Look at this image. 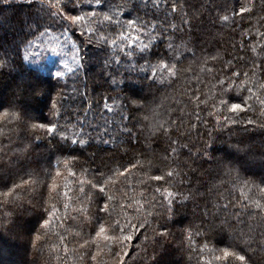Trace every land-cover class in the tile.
<instances>
[{
  "label": "trees",
  "instance_id": "16d2710c",
  "mask_svg": "<svg viewBox=\"0 0 264 264\" xmlns=\"http://www.w3.org/2000/svg\"><path fill=\"white\" fill-rule=\"evenodd\" d=\"M0 264H264V0H0Z\"/></svg>",
  "mask_w": 264,
  "mask_h": 264
},
{
  "label": "rangeland",
  "instance_id": "374dc122",
  "mask_svg": "<svg viewBox=\"0 0 264 264\" xmlns=\"http://www.w3.org/2000/svg\"><path fill=\"white\" fill-rule=\"evenodd\" d=\"M37 44H39V42L37 43ZM37 44H35L33 47H35ZM32 48V47H31ZM54 54H51V55H49L47 58H46V61H47V63L48 64H50V65H52L53 63H54ZM76 59H77V57H76ZM61 64H64V61H61ZM71 68V67H70ZM69 68V69H70ZM68 70V69H67Z\"/></svg>",
  "mask_w": 264,
  "mask_h": 264
},
{
  "label": "snow or ice",
  "instance_id": "6c2138e0",
  "mask_svg": "<svg viewBox=\"0 0 264 264\" xmlns=\"http://www.w3.org/2000/svg\"><path fill=\"white\" fill-rule=\"evenodd\" d=\"M50 128H51V126H50ZM52 130L54 131V128Z\"/></svg>",
  "mask_w": 264,
  "mask_h": 264
}]
</instances>
